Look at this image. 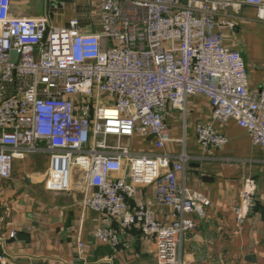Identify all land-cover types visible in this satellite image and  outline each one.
<instances>
[{"label": "built area", "instance_id": "obj_1", "mask_svg": "<svg viewBox=\"0 0 264 264\" xmlns=\"http://www.w3.org/2000/svg\"><path fill=\"white\" fill-rule=\"evenodd\" d=\"M98 1L94 31L79 15L59 25L50 13L14 16L12 0H0V180L11 178L16 159L49 154L44 188L70 191L78 170L81 212L98 214L99 243L116 247L134 228L154 242L156 264H185L180 249L196 227L192 214L205 217L212 203L179 184L192 157L185 132L174 138L165 115H184L188 99L201 96L211 109V122L194 127L201 148L221 150L227 138L213 122L231 121L264 152V82L251 88L241 53L224 43L235 26L227 13L246 4L264 21V0ZM135 135L153 150L131 148ZM255 195V180L241 178L237 225ZM161 207L171 220L157 216ZM84 245L78 233L79 255Z\"/></svg>", "mask_w": 264, "mask_h": 264}, {"label": "crops", "instance_id": "obj_2", "mask_svg": "<svg viewBox=\"0 0 264 264\" xmlns=\"http://www.w3.org/2000/svg\"><path fill=\"white\" fill-rule=\"evenodd\" d=\"M98 12V0H80L62 14H50L57 25L75 15L90 19L95 31ZM11 13L19 17L43 15L45 0H12ZM227 16L235 26L225 31L224 43L241 53L249 86L256 89L264 82V21L258 20L256 9L246 4ZM210 112L207 100L196 96L188 99L184 115L176 110H168L165 115L174 138L185 132V150L192 157L185 172L177 176L179 184L184 181L185 186L204 194L212 203L205 208V217L192 214L198 218L196 227L186 235L181 257L185 264H264V152L231 121L213 122L227 138L221 150L201 148L194 127L211 122ZM142 146V152L153 150L151 140L144 139ZM173 147L168 143L166 151L171 152ZM226 156L232 160L221 159ZM16 161L11 178L0 181V264H156L154 242L141 238L134 228L121 236L116 247L94 238L99 216L89 210L81 212L78 170L73 171L70 191L51 192L44 188L48 157ZM42 162L44 168L40 167ZM204 176L211 179L202 180ZM247 176L256 182L255 203L247 219L237 225L234 208L240 180ZM156 212L160 219L172 218L169 208H157ZM11 230L26 234L29 241L11 238ZM78 233L85 243L81 255L76 250Z\"/></svg>", "mask_w": 264, "mask_h": 264}, {"label": "water", "instance_id": "obj_3", "mask_svg": "<svg viewBox=\"0 0 264 264\" xmlns=\"http://www.w3.org/2000/svg\"><path fill=\"white\" fill-rule=\"evenodd\" d=\"M77 3L80 0H45V9H46V13H51V14H62L63 12L67 11V8H69V6H73L75 5V3ZM12 55H15L16 52L12 51L11 52ZM202 180H206V179H211L208 178L206 176L201 177ZM16 239L27 242L29 241V237L26 234L23 233H18L16 235ZM85 264H98L96 262H87Z\"/></svg>", "mask_w": 264, "mask_h": 264}, {"label": "rangeland", "instance_id": "obj_4", "mask_svg": "<svg viewBox=\"0 0 264 264\" xmlns=\"http://www.w3.org/2000/svg\"><path fill=\"white\" fill-rule=\"evenodd\" d=\"M127 140L129 141L128 138H124L123 139V143L127 144L128 143ZM143 140H144L143 138L139 137L138 135H135L133 137V139H132V143H131L130 147L133 148V149H136V151H141L142 150V147H143L142 146ZM34 156H36V157H42V158L48 157V160H49L48 161V166H49V162H50V156H49V154H46V153H32L28 157H34ZM16 160H19V159H16ZM16 160L13 162V171H14V165L16 164L15 162H17ZM40 167L41 168H44L43 162L40 165ZM0 181H4V180H0Z\"/></svg>", "mask_w": 264, "mask_h": 264}]
</instances>
